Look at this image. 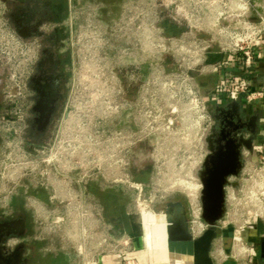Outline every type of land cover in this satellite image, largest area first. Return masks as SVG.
I'll list each match as a JSON object with an SVG mask.
<instances>
[{"label":"rangeland","instance_id":"1","mask_svg":"<svg viewBox=\"0 0 264 264\" xmlns=\"http://www.w3.org/2000/svg\"><path fill=\"white\" fill-rule=\"evenodd\" d=\"M72 1L74 7L75 0ZM104 5L107 6V13L105 10H98ZM138 8V0H85L81 9L83 14L80 16L85 25V29L81 30V61L73 75L69 91L81 96V132L86 141L89 135L93 136L92 148L95 147L97 156L107 146L105 136L108 103L112 101L114 107L124 102L135 104L131 115H113L117 116L114 124L121 125L118 132L134 135L135 138L137 134L139 137L143 135V141L130 146L128 150V204L126 208H121V189L118 185L114 187L112 197L101 193V204H112L107 206L102 216L107 223H111L113 234L118 239L125 236L123 217L125 220L128 216L136 217L141 224L144 243L142 259H147L149 264H164L166 260L161 261L158 255L153 256L149 252L154 249V237L150 229L143 233L142 216L152 228L153 225L148 221L150 217L167 216L169 208L178 204L186 209L191 226L192 211L201 208V189H196L192 201L182 186L186 183L201 184L198 172L205 153L204 136L209 125L207 117L213 111L211 102L203 101L207 88L213 84V78L209 74H201L199 67L190 70L181 54L158 51L152 43L160 40L163 44L168 43L169 39L182 37L194 41H214L213 48L206 54L209 64L217 62L222 54L215 42L217 37L190 33L186 35L189 28L178 16L175 5L165 4L154 8L152 2L147 3L145 9V27L150 31L144 37V48L140 47ZM78 16L73 11L69 18L70 24L72 21L75 23ZM173 17L178 21L175 22ZM171 25L178 26L182 32L178 35L172 34L168 30ZM108 42L112 45L111 52L107 49ZM90 47L92 48L89 52ZM212 58L214 60L210 61ZM186 78L195 91V95L191 97L185 91ZM15 90L18 92L19 88ZM140 94L144 96L143 119L140 107L136 109ZM87 95L94 98L89 99ZM204 103L208 112L206 115L200 113ZM121 118L122 123H118ZM6 135L7 132L0 130L1 162L6 160L9 152L5 142ZM263 145L264 137L257 145L255 155L246 157L244 172L236 180L238 186L230 188L228 212L222 220L224 228L218 230L215 257L221 250L223 239L227 238L226 245L229 250L234 249L233 253L235 251L234 255L239 259V264L248 262L253 254L255 261L262 263L259 241L263 232L258 237H253L252 233L255 231L252 228L256 225L264 226ZM201 221L205 224L202 217ZM169 253L172 256L168 260L173 264L176 258L173 252ZM225 256H229L227 252ZM217 259L221 261L222 258L217 256Z\"/></svg>","mask_w":264,"mask_h":264},{"label":"flooded vegetation","instance_id":"2","mask_svg":"<svg viewBox=\"0 0 264 264\" xmlns=\"http://www.w3.org/2000/svg\"><path fill=\"white\" fill-rule=\"evenodd\" d=\"M1 2L13 32L33 53L25 92L3 113L12 133L7 137L10 144L8 166L0 167V264H22L26 247L32 243L39 245L41 253H54L55 246L59 248L57 241L50 243L44 237L38 211L39 208L63 209L65 205L60 194L65 185L79 190L78 180L82 170L89 169V190L100 203L102 194L112 197L114 186L107 180L110 161L97 156L95 147L91 149L89 146L92 144L82 135L81 96L69 91L81 61V30L85 29V25L80 16L85 0H75L74 7L72 0ZM106 8L104 5L98 10L107 13ZM73 11L79 16L75 23L72 21L70 24ZM230 103L213 107L212 124L204 138L205 153L201 167L210 155L231 159L236 148L242 144L241 176L246 157L254 156L257 145L262 142L264 107L247 104L244 100L226 107ZM219 107L225 109L217 111ZM108 134L110 137L115 135L110 129ZM250 140L253 141L252 151H248L243 144ZM6 169L9 172H4ZM239 177L229 178L227 207L230 188L238 186L236 180ZM120 198L121 208H126L128 197L124 187L121 188ZM101 205L106 210L112 204ZM168 214L175 221L183 216L188 220L182 205H172ZM163 217L168 236L167 216ZM202 224L203 230L195 233L192 218L191 232L194 237L205 231L206 226ZM173 244L167 242L168 251L182 253L194 264L191 246L186 245L191 249L187 254Z\"/></svg>","mask_w":264,"mask_h":264},{"label":"built area","instance_id":"3","mask_svg":"<svg viewBox=\"0 0 264 264\" xmlns=\"http://www.w3.org/2000/svg\"><path fill=\"white\" fill-rule=\"evenodd\" d=\"M149 2L154 4V8L165 4L175 5L178 16L189 28L186 35L190 33L217 37L215 42L222 56L217 62L211 64L208 63L206 54L213 48L214 41H194L182 37L169 39L168 43L162 44L160 40L152 43L158 51H174L184 56L182 60L190 70L199 67L201 74H209L217 78L213 92L205 95L203 102H211L215 107L244 100L247 104H260L264 107V83H258L259 80L255 74V70L264 57V0L262 4H256L263 8V13H257V16L250 0H138L140 12L138 41L142 48L145 45L144 37L150 31L145 27V9ZM173 20L178 21L176 18ZM108 44L107 49L111 52L112 45L110 42ZM32 55L33 53L26 48L10 27L0 0V130L7 132L6 139L12 130L4 120L5 109L24 94ZM109 57H112V54H109ZM187 82L186 78L185 91L191 97L195 95V91ZM17 87L18 92L15 90ZM87 98H94V96L87 95ZM108 104L106 117L108 126L105 136L107 146L105 150L100 151L99 157L107 158L111 163L107 180L116 184V186L113 185L114 187L119 185L120 189L124 187L128 190L130 184L128 150L130 146L142 142L143 135L139 137L137 134L135 138L134 135L118 132L121 125L114 124V119L117 118V116L113 117L114 114L131 115L135 104L124 102L116 107L113 106L112 101ZM143 105L144 96L140 94V102L137 103L136 109L140 107L142 119ZM200 113L208 114L205 103ZM207 118L209 125L206 132L211 127L212 114ZM118 123H122V118ZM109 129L115 135L110 137ZM92 137L89 135L87 141L93 144L89 146L91 149L94 146ZM5 142L10 151L8 140ZM8 161L9 154L6 160L0 161V167H7ZM4 172L7 173L9 170L6 169ZM89 174V169L82 170L78 180L79 190H73L65 185L64 191L60 194L61 199L64 200L63 209L54 211L39 208L44 237L50 243L58 242L59 248L55 246L54 251H64L65 248L69 250L72 264H101L103 257L112 255L123 258L125 264H138L132 257L135 237L126 230H124L123 238L118 239L113 234L111 223L103 219V206L89 190L88 184L91 181Z\"/></svg>","mask_w":264,"mask_h":264},{"label":"water","instance_id":"4","mask_svg":"<svg viewBox=\"0 0 264 264\" xmlns=\"http://www.w3.org/2000/svg\"><path fill=\"white\" fill-rule=\"evenodd\" d=\"M254 6V13H263V8L256 4H262V0H250ZM264 83L261 81L260 84ZM236 104L232 102L226 107ZM224 107L217 108V111L224 110ZM244 147L248 151L253 149V141L244 142ZM242 147L239 145L231 159H226L221 156L210 155L204 165L198 172L201 190V217L205 222L207 229L199 236L194 237L191 232L190 222L185 216L180 220H173L170 214H167L168 221V241L175 244H191L193 249L194 264H215L211 251L214 241L218 235V226L225 219L227 207V192L226 188L230 185V177H239L243 163ZM213 152V149H210ZM260 257L264 260V235L260 237Z\"/></svg>","mask_w":264,"mask_h":264},{"label":"crops","instance_id":"5","mask_svg":"<svg viewBox=\"0 0 264 264\" xmlns=\"http://www.w3.org/2000/svg\"><path fill=\"white\" fill-rule=\"evenodd\" d=\"M264 55V54H263ZM255 74L258 77V83L261 81H264V57L263 60L259 63L258 68L255 70ZM213 84L214 86L210 85L207 89L206 94L209 95L211 92H213V89L215 87V84L217 82L216 77H212ZM261 79V80H260ZM223 223H219V229H223ZM252 230L255 231V233H252L253 237H258L261 232H263L264 235V226H259L256 225L252 228ZM261 235L260 237H262ZM218 237L216 238L214 244H213V250H212V259L215 264H239V259H236L237 257L234 255L236 254L235 251L233 253V250L228 249L227 244V238L223 239L222 245H221V250L218 251L217 256H221V261L217 259V256L215 257L214 254V248H215V243L217 241ZM219 241V240H218ZM41 247V246H40ZM27 250L25 251V254L23 255V263L22 264H72V257L71 253L69 250L65 248L64 251H58V252H49V253H41L39 248V245L36 244H31L28 245ZM144 249V243H142V238H135L134 239V252L132 253V257L135 259V261L138 264H149L147 263V259L144 260L141 257V251ZM229 256H225V253ZM260 261L262 262L261 264H264V260L261 259ZM223 262V263H222ZM101 264H125V261L123 258H121L118 255H112V256H106L101 259ZM244 264H258L255 261V255H251L249 257L248 262H245Z\"/></svg>","mask_w":264,"mask_h":264},{"label":"bare ground","instance_id":"6","mask_svg":"<svg viewBox=\"0 0 264 264\" xmlns=\"http://www.w3.org/2000/svg\"><path fill=\"white\" fill-rule=\"evenodd\" d=\"M94 66V65H93ZM184 190L187 192V194L192 198V201H194L195 197V191L196 189H201V184L194 185L192 183H186L182 186ZM192 206V205H191ZM260 209V208H259ZM193 216V225L192 228L195 233H200L203 230V224L201 222V208L198 207L196 210L192 211ZM148 220V219H147ZM150 224L153 225L152 228H150L149 224L146 223V218L142 216V227H143V233L147 231V229H150L152 236L154 237V243L152 247L154 248L153 251L150 250L151 254L153 256H159L161 261H165L164 264H171L169 262V257L172 256L168 251L167 242L169 244H172L168 241V236H166V232L164 230L165 228V219L164 217H150L148 220ZM149 227V228H148ZM178 245L182 248L184 252L187 254L191 250L188 246H191V244H173ZM193 250V249H192ZM243 251V250H242ZM174 257L176 258L175 263L173 264H192L191 260L187 259L184 254L180 253H174Z\"/></svg>","mask_w":264,"mask_h":264},{"label":"trees","instance_id":"7","mask_svg":"<svg viewBox=\"0 0 264 264\" xmlns=\"http://www.w3.org/2000/svg\"><path fill=\"white\" fill-rule=\"evenodd\" d=\"M168 30L174 35H178L182 32V29L176 25H171ZM213 60V58L210 59V61ZM123 229L126 230L129 234L133 235L135 238L142 237L141 224L139 223L138 219L134 216H128L126 220L123 217Z\"/></svg>","mask_w":264,"mask_h":264}]
</instances>
